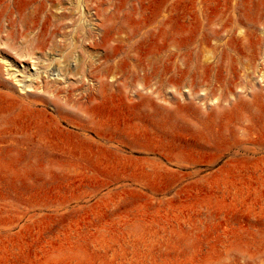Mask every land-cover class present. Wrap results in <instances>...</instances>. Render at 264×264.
Instances as JSON below:
<instances>
[{
    "label": "rangeland",
    "instance_id": "1",
    "mask_svg": "<svg viewBox=\"0 0 264 264\" xmlns=\"http://www.w3.org/2000/svg\"><path fill=\"white\" fill-rule=\"evenodd\" d=\"M263 22L264 0H0V264H264V120L225 113L264 94Z\"/></svg>",
    "mask_w": 264,
    "mask_h": 264
},
{
    "label": "bare ground",
    "instance_id": "2",
    "mask_svg": "<svg viewBox=\"0 0 264 264\" xmlns=\"http://www.w3.org/2000/svg\"><path fill=\"white\" fill-rule=\"evenodd\" d=\"M190 18H191V16H190ZM212 27H213V24H212ZM214 27L215 28H213L211 33H208L207 31H205V32H203V34H201L200 38L196 39L193 42V49L191 51H192L193 56H194L195 69L196 70L210 69V68L216 67L217 62H216V59L213 58V54L215 52L221 53L222 51L224 53L225 49H226V44L223 42V33L224 34L227 33V35L230 36V38H233V40L236 39L239 42L243 40V33L241 32V30L244 27V24L242 22L241 23L240 22L239 23H233L232 25H229L228 23L227 24H221V25H219V27L217 24H215ZM259 27H264V22L261 23L259 25ZM238 31H240V33ZM236 33H238V35ZM261 40L264 41V38L259 36V45H261ZM213 41H214V43H213ZM226 43L229 44V42H226ZM228 44H227V47H228ZM227 51H228V49H227ZM200 63H202V64H200ZM6 66H7V68L9 67L8 63H6ZM183 105L187 106L186 103H183ZM255 105H257L259 107V110H258L259 111V121L264 120V94H259V96L253 97V100L251 102H245V101L239 102V103L235 104L234 107H232L231 109H227L225 113H227V114L228 113H236L240 118V116L242 115L243 112H245L247 110L254 111ZM231 117H235V116H231ZM239 118L238 117L234 118V123L240 124L242 121ZM49 151L53 152L51 149H49ZM54 152H56V151H54ZM50 156H53V153H51ZM61 156L64 158H69V160H72V161L87 160L84 158L74 159L72 157H67L65 153H63ZM24 158H26L30 161L31 160H41V158H39V157L35 158L33 156L32 157H23L22 160ZM15 159L20 160V158H15Z\"/></svg>",
    "mask_w": 264,
    "mask_h": 264
}]
</instances>
